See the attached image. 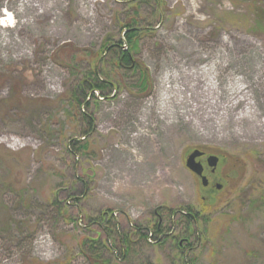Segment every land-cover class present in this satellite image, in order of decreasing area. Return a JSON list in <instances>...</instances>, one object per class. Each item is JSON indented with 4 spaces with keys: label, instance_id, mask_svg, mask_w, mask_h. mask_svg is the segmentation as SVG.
<instances>
[{
    "label": "rangeland",
    "instance_id": "1",
    "mask_svg": "<svg viewBox=\"0 0 264 264\" xmlns=\"http://www.w3.org/2000/svg\"><path fill=\"white\" fill-rule=\"evenodd\" d=\"M256 5L264 0H0V21L11 14L0 23V264H90V238L114 264H264ZM128 22L139 27L145 90L139 70L114 62ZM94 67L112 83L78 104L75 87ZM206 68L215 112L190 74ZM234 85L246 99L219 127ZM243 108L256 124L233 117ZM194 148L219 157L214 172L197 157L207 185L185 163ZM103 212L127 244L106 235Z\"/></svg>",
    "mask_w": 264,
    "mask_h": 264
},
{
    "label": "trees",
    "instance_id": "2",
    "mask_svg": "<svg viewBox=\"0 0 264 264\" xmlns=\"http://www.w3.org/2000/svg\"><path fill=\"white\" fill-rule=\"evenodd\" d=\"M255 12H256V21H255V26L254 28H259L262 31H264V6L262 5H256L255 7ZM135 23L133 22H128L125 29V40L124 41H119L115 45V64L118 66L127 68V69H134L135 71L139 70L140 73V78L138 82V87L141 90H145L147 88V70H145L144 67H140L135 59V54L133 52V49L136 46V35L138 33V26L134 25ZM133 40V41H132ZM123 42H129V48L126 46V48L122 47ZM107 83L110 84L112 83L110 80L103 79L99 76L98 70H96V67L91 69V71H88L84 74L82 79L79 81V85L75 87V90H77L79 93L77 96H72L73 101L76 103H82V102H88L87 96L93 95V90L95 89H103L104 86H107ZM110 86V85H109ZM74 93V92H73ZM75 94V93H74ZM73 94V95H74ZM188 212H190V209H187ZM187 213V212H186ZM107 214L106 212H103L101 214V218L99 219V224L104 226V230L106 229L107 236L113 235V231L118 234L119 238L124 242V244H127V239L126 235L127 234H122L120 235V231L117 228H114L110 225V222L112 220V216L105 215ZM189 220L195 221L197 217L195 215H187ZM113 223V222H111ZM116 229V230H115ZM154 231L158 232L161 231L160 228L154 227ZM147 233L146 231L141 234V236L146 237ZM97 239L91 240L88 243V248L90 251H84L87 259L89 260L90 264H114L113 261L111 262L109 258H106L104 256L103 250L99 248V246L95 245ZM106 245V243H104ZM103 245V244H102ZM128 245L125 246V250L127 249ZM125 252V251H124ZM194 257L191 258H186L185 255H182V260L178 262L177 264H194Z\"/></svg>",
    "mask_w": 264,
    "mask_h": 264
},
{
    "label": "bare ground",
    "instance_id": "3",
    "mask_svg": "<svg viewBox=\"0 0 264 264\" xmlns=\"http://www.w3.org/2000/svg\"><path fill=\"white\" fill-rule=\"evenodd\" d=\"M190 74L194 75V77L196 79H200V80H202V82H204L203 85H201L202 88L200 90L196 91V96L201 95V97L203 98V101H206L207 103L212 102V106L214 108L216 105H213V104H216L215 102L217 100L215 98H214V100L212 99V97L215 94V88H216V86L213 85V80H212L214 77L213 70L211 68H206L204 70L197 69V70L192 71ZM236 82L238 83V81H236ZM192 85H195V83H193ZM230 88L232 91L230 93L229 99L226 100L225 103H221L219 106V109H220V107L222 108L220 110L224 109L222 112L219 110V117L217 119V125L219 127H222V125L226 123L227 118L230 116V114L228 112V108L236 106L239 101L246 99V97H242L239 95L243 89L241 86L234 85V86H231ZM169 97L170 96H162L161 97V104L159 105V108H160L159 111L160 112L166 113L167 100ZM176 99L178 100V102H184L185 96L182 94L181 96L178 97V94H177ZM244 108L238 112L239 113L238 116H235V114H233V117L236 120H239L240 118H249L253 124H256L257 122H255V120L253 119L255 117L254 110H252L251 108L246 110ZM211 110H212L211 112H215L216 109L214 108V110L213 109H211ZM242 110H243V112H242ZM207 115H208V113H207Z\"/></svg>",
    "mask_w": 264,
    "mask_h": 264
},
{
    "label": "water",
    "instance_id": "4",
    "mask_svg": "<svg viewBox=\"0 0 264 264\" xmlns=\"http://www.w3.org/2000/svg\"><path fill=\"white\" fill-rule=\"evenodd\" d=\"M202 153V150L198 148H194L186 157V165L190 168L193 172L199 174L201 176L202 183L205 184L207 182V177L202 174L203 166L199 160H196V157ZM207 161L209 165L215 166L218 161V156L216 154H209L207 156ZM220 186V183H218Z\"/></svg>",
    "mask_w": 264,
    "mask_h": 264
},
{
    "label": "flooded vegetation",
    "instance_id": "5",
    "mask_svg": "<svg viewBox=\"0 0 264 264\" xmlns=\"http://www.w3.org/2000/svg\"><path fill=\"white\" fill-rule=\"evenodd\" d=\"M200 150H202V153L200 154V155H198L197 157H201V156H205V161H206V164L209 166V168H210V171L211 172H214L215 171V169H216V165H217V163H216V165L215 166H213V165H209L208 164V161H207V156L210 154V152H207L206 150H204V149H201V148H199ZM197 157H196V159H197ZM197 160H199V159H197ZM200 162H201V164H202V166H203V169H202V174H204L205 176H206V174L204 173V165H203V162L201 161V160H199ZM197 175V174H196ZM207 177V176H206ZM201 179V178H200ZM202 182V181H201ZM209 183V179L207 178V182L204 184V185H207ZM218 183L219 182H216L215 183V186L216 187H220L219 185H218ZM203 184V183H202ZM220 185H221V183H220Z\"/></svg>",
    "mask_w": 264,
    "mask_h": 264
},
{
    "label": "clouds",
    "instance_id": "6",
    "mask_svg": "<svg viewBox=\"0 0 264 264\" xmlns=\"http://www.w3.org/2000/svg\"><path fill=\"white\" fill-rule=\"evenodd\" d=\"M11 20V14H8V18L5 21H0V23H7Z\"/></svg>",
    "mask_w": 264,
    "mask_h": 264
},
{
    "label": "built area",
    "instance_id": "7",
    "mask_svg": "<svg viewBox=\"0 0 264 264\" xmlns=\"http://www.w3.org/2000/svg\"><path fill=\"white\" fill-rule=\"evenodd\" d=\"M19 145H21V144H19Z\"/></svg>",
    "mask_w": 264,
    "mask_h": 264
}]
</instances>
